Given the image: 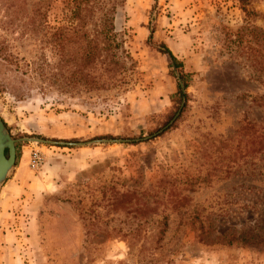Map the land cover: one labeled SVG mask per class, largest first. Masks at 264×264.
Wrapping results in <instances>:
<instances>
[{
  "label": "rangeland",
  "instance_id": "1",
  "mask_svg": "<svg viewBox=\"0 0 264 264\" xmlns=\"http://www.w3.org/2000/svg\"><path fill=\"white\" fill-rule=\"evenodd\" d=\"M88 3L0 0V264H264V0Z\"/></svg>",
  "mask_w": 264,
  "mask_h": 264
},
{
  "label": "trees",
  "instance_id": "2",
  "mask_svg": "<svg viewBox=\"0 0 264 264\" xmlns=\"http://www.w3.org/2000/svg\"><path fill=\"white\" fill-rule=\"evenodd\" d=\"M236 1L238 2L240 8L244 12H246V14H255V12L253 11L246 10V7L250 3L251 0H236ZM88 2L89 0H74V5L72 7L71 16L74 17V20L76 21L75 25L79 26L80 29L83 27L84 23L86 22V18H85L86 14L90 13L91 11L88 5L89 4ZM108 25L109 27L104 26L101 32L96 31V33H94L93 37L91 38L88 37L86 33L82 34L85 39L84 54L86 55L87 59H89V61L94 62V61H97L96 57H101V63H103L105 62V60H107L106 56L110 55L112 56V58L116 56L117 53H114L113 51H114V48L118 44L115 43L114 39L109 35L113 27L110 21L108 22ZM99 36L102 38L99 39ZM253 41L255 43L257 42L256 39ZM102 52L104 53V55H102L103 54ZM162 52L168 55L172 66H175L178 64L175 57L172 55L169 49L165 47ZM87 76H90V75H87ZM182 78H183V75L179 74L177 77V80H178L177 90L180 96L185 97L183 90L186 87V84L181 81ZM90 85L96 88L99 86L98 79L96 76L91 77ZM159 183H164V181L161 180ZM170 185L173 186L174 184L171 182Z\"/></svg>",
  "mask_w": 264,
  "mask_h": 264
},
{
  "label": "water",
  "instance_id": "3",
  "mask_svg": "<svg viewBox=\"0 0 264 264\" xmlns=\"http://www.w3.org/2000/svg\"><path fill=\"white\" fill-rule=\"evenodd\" d=\"M25 141H32L36 143L60 144V145H82L83 143H69L58 142L41 138H23ZM118 139H100L88 141L87 143H111L120 142ZM15 142L16 140L11 136L3 120L0 117V188L6 181L11 172L15 162Z\"/></svg>",
  "mask_w": 264,
  "mask_h": 264
}]
</instances>
